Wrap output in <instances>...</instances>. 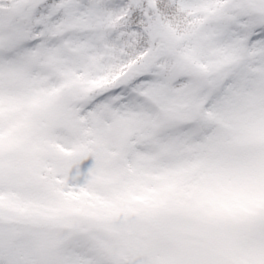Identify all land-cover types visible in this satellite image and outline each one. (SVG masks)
<instances>
[{
  "label": "snow or ice",
  "instance_id": "obj_1",
  "mask_svg": "<svg viewBox=\"0 0 264 264\" xmlns=\"http://www.w3.org/2000/svg\"><path fill=\"white\" fill-rule=\"evenodd\" d=\"M0 264H264V0H0Z\"/></svg>",
  "mask_w": 264,
  "mask_h": 264
}]
</instances>
